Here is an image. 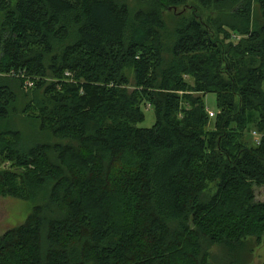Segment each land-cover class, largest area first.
Returning <instances> with one entry per match:
<instances>
[{
    "label": "trees",
    "instance_id": "obj_1",
    "mask_svg": "<svg viewBox=\"0 0 264 264\" xmlns=\"http://www.w3.org/2000/svg\"><path fill=\"white\" fill-rule=\"evenodd\" d=\"M8 1L0 74L35 87L0 78V198L33 210L0 235V264H208L216 246L250 264L264 236V0Z\"/></svg>",
    "mask_w": 264,
    "mask_h": 264
},
{
    "label": "rangeland",
    "instance_id": "obj_2",
    "mask_svg": "<svg viewBox=\"0 0 264 264\" xmlns=\"http://www.w3.org/2000/svg\"><path fill=\"white\" fill-rule=\"evenodd\" d=\"M18 1L19 0H9L6 4L12 3L13 5H15ZM128 4L132 8V11H138L142 8L147 7V3L142 2V0H128ZM258 10H259L258 7L254 8L255 15L257 14L256 18L260 17ZM180 12L181 10H177V12H174V14H178ZM170 14L173 13L167 12V14H165V16L163 17V21L168 25L169 30L172 31L175 26V21L171 20L170 18L171 16H169ZM1 20L2 18H0V22ZM244 39H249V37L232 34L231 39L227 40L226 44L233 42L235 43L234 45H238ZM0 56H1V51H0ZM10 73H3V75L0 74V78L12 79ZM127 75L133 84L134 83L133 71H128ZM188 80L191 85H194V81L191 78ZM47 81H51V78L48 79ZM129 89L131 92H133L132 87H129ZM263 90H264V84H263ZM23 91L25 92L26 95L31 94V90H26L25 86H23ZM28 102L29 100L24 98V96H20L19 101L16 105V109L19 112L20 119L24 118L20 113L22 109L25 108ZM205 104L208 112H213L216 115L219 114L216 94L207 95ZM143 111L145 114V121L139 124L138 127L141 129H152L156 124L155 112L149 106H143ZM18 122L20 123V120H18ZM214 122L215 119L213 118L208 127V131L214 130ZM253 134H254L253 131L247 133L244 137V141L250 142L252 144L255 139ZM26 136L30 137V134ZM37 138L42 143H50L53 145H67L71 143L69 141H62L56 139L51 134L47 135L46 133L40 134V136H38ZM30 140L32 141L33 139ZM216 191H217V184H212L209 186L206 195L208 197H211L216 193ZM255 194H256L257 202L264 204V188L255 187ZM32 210H33V206L25 200L13 198V197L0 198V235H3L7 230L16 228L17 226L25 223L26 220L31 215ZM251 241L253 243V246H255V249L253 251L252 261L250 262V264H264V236L262 237L259 245H257L256 243L257 241L255 239L253 240L251 239ZM208 264H230V259L228 258L224 248L220 246L213 247L209 252Z\"/></svg>",
    "mask_w": 264,
    "mask_h": 264
},
{
    "label": "built area",
    "instance_id": "obj_3",
    "mask_svg": "<svg viewBox=\"0 0 264 264\" xmlns=\"http://www.w3.org/2000/svg\"><path fill=\"white\" fill-rule=\"evenodd\" d=\"M10 74L11 77H16L17 79H21L22 81H24V86L26 90H32L35 87V81L32 78L28 77L27 71L21 72V75L17 74L15 71H12ZM66 77L68 78L72 77L71 73H66ZM208 113L211 119L216 118L217 116L213 112H208ZM253 136L255 138L254 139L255 143L259 145L261 141V136L258 135L256 132H254Z\"/></svg>",
    "mask_w": 264,
    "mask_h": 264
}]
</instances>
